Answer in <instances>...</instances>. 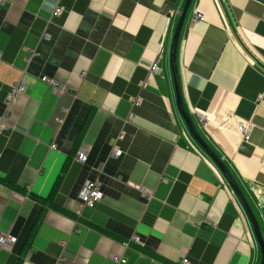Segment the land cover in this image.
I'll use <instances>...</instances> for the list:
<instances>
[{
	"label": "crops",
	"instance_id": "1",
	"mask_svg": "<svg viewBox=\"0 0 264 264\" xmlns=\"http://www.w3.org/2000/svg\"><path fill=\"white\" fill-rule=\"evenodd\" d=\"M183 2L0 7V235L16 238L0 264H259L236 196L175 107L169 51ZM194 8L203 21H191ZM176 65L185 111L264 240V0H192ZM21 77L26 93L5 109ZM87 181L102 193L93 208L78 199ZM132 237L139 244L123 247Z\"/></svg>",
	"mask_w": 264,
	"mask_h": 264
},
{
	"label": "water",
	"instance_id": "2",
	"mask_svg": "<svg viewBox=\"0 0 264 264\" xmlns=\"http://www.w3.org/2000/svg\"><path fill=\"white\" fill-rule=\"evenodd\" d=\"M192 0H184L181 11L178 15V19L174 26L173 35L170 43V51H169V68L172 77L173 89L175 94V107L180 115L184 125L187 129L188 134L191 136L193 141L197 144V146L201 149L206 157L216 166L221 175L223 176L226 184L230 187L234 195L236 196L250 226L252 229V233L255 239V242L259 248L260 253V262L259 264H264V240L262 238L259 225L257 219L253 211L251 210L248 202L246 201L243 193L233 180L229 170L222 162V160L211 150V148L205 143V141L201 138V136L196 131L194 124L190 118V115L185 111L182 103L181 91L178 80V72L176 65V54H177V46L178 40L180 36L181 29L183 27L187 12L191 6Z\"/></svg>",
	"mask_w": 264,
	"mask_h": 264
},
{
	"label": "built area",
	"instance_id": "3",
	"mask_svg": "<svg viewBox=\"0 0 264 264\" xmlns=\"http://www.w3.org/2000/svg\"><path fill=\"white\" fill-rule=\"evenodd\" d=\"M6 3V0H0V7L3 6ZM60 12V8L57 7L55 11L53 12L52 16H56ZM169 14V11H167ZM204 20V16L201 12H199L196 8L192 10V16L191 21L192 22H200ZM44 39H49L48 36L44 35ZM160 55L157 56L155 62L152 63L150 67V72L152 74H158L160 71L159 68V60ZM40 81L44 83L45 85L49 86L54 94H59L63 91V88L59 85L58 82L54 81L53 79L47 78V77H41ZM27 91V84L25 82L24 77H21L20 80H18L16 83L13 84V86L10 88L9 92L7 93L5 100H4V107L5 109H8L11 103L16 100L19 96L25 94ZM4 128V125L2 123V119L0 118V129ZM237 130L241 135V140L243 142L248 141L249 134H250V126L247 124H240L237 126ZM120 151H115L113 153L114 157H118L120 155ZM76 160L80 163H85L86 161V152L80 151L77 155ZM78 199L83 207L87 208H93L94 205L101 201L102 199V193L99 189V186L94 181H87L83 184L81 187V190L78 195ZM16 242V238L9 235H0V247H10L13 246ZM130 243L139 244V238L138 237H132L130 240H127L123 243V247L127 248ZM114 261L118 264H125V260L114 258ZM181 264H187V260H182Z\"/></svg>",
	"mask_w": 264,
	"mask_h": 264
}]
</instances>
